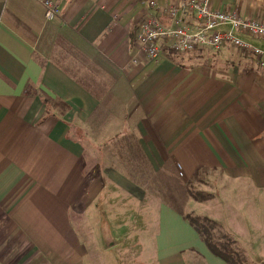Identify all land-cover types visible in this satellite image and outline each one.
Listing matches in <instances>:
<instances>
[{
	"label": "crops",
	"instance_id": "obj_1",
	"mask_svg": "<svg viewBox=\"0 0 264 264\" xmlns=\"http://www.w3.org/2000/svg\"><path fill=\"white\" fill-rule=\"evenodd\" d=\"M56 1L48 21L38 0H0V264H225L128 179L129 161L142 155L147 171L171 161L183 183L203 175L211 197L187 208L261 248L262 230L251 225L264 220V76L255 59L225 45L163 47L156 62H133L143 19L196 29L189 11L173 23L165 16L181 0ZM210 6L264 23V0Z\"/></svg>",
	"mask_w": 264,
	"mask_h": 264
},
{
	"label": "built area",
	"instance_id": "obj_2",
	"mask_svg": "<svg viewBox=\"0 0 264 264\" xmlns=\"http://www.w3.org/2000/svg\"><path fill=\"white\" fill-rule=\"evenodd\" d=\"M46 20H52L59 12L56 0H38ZM155 7L154 1H149ZM187 11L193 13L197 27L187 31L178 25H162L157 18L143 19L135 31L134 58L144 56L148 61L156 62L163 47L179 54L191 52L200 46L218 50L229 45L251 55L264 76V48L245 42L240 36L264 40V23L239 17L234 11L213 9L210 0H181L176 5L164 8L165 16L173 23L179 15Z\"/></svg>",
	"mask_w": 264,
	"mask_h": 264
},
{
	"label": "trees",
	"instance_id": "obj_3",
	"mask_svg": "<svg viewBox=\"0 0 264 264\" xmlns=\"http://www.w3.org/2000/svg\"><path fill=\"white\" fill-rule=\"evenodd\" d=\"M120 145L121 143H119ZM132 161H129L128 179L143 187L152 196L157 197L162 204L186 220L211 254L221 259L225 264H255L248 262L244 250L233 236L222 229L220 224L206 216H198L187 210L189 200L203 203L209 200L211 195L193 191L188 187L189 182L183 183L179 178L176 180L175 177L178 174L173 170L171 161H165L157 172L145 169L148 162L143 155L141 165L137 164V156L136 164ZM133 164L136 165L134 168ZM139 166H141V170ZM146 181L148 182L147 187Z\"/></svg>",
	"mask_w": 264,
	"mask_h": 264
},
{
	"label": "rangeland",
	"instance_id": "obj_4",
	"mask_svg": "<svg viewBox=\"0 0 264 264\" xmlns=\"http://www.w3.org/2000/svg\"><path fill=\"white\" fill-rule=\"evenodd\" d=\"M116 145V144H115ZM177 177V178H176ZM175 177V179L176 180H178V178L180 179V177L177 175ZM204 183H206V179H205V177H203V175H200L199 174V176L198 177H196L195 179H192L191 180V182H190V184H188V187L191 189V190H193V191H200V192H204V193H207L205 190H203V188H204V186H205V184ZM148 186V182L146 181V187ZM203 203H205V202H203ZM203 203H201V204H203ZM264 205V204H263ZM262 205V206H263ZM239 207H240V205H237V210H236V212L235 213H238V210H239ZM243 208V207H242ZM187 210L189 211V212H191V213H193L192 212V209L191 208H187ZM194 214V213H193ZM261 217H264V207H263V214H262V216ZM261 222L259 223V222H257L256 220L255 221H251V225H253L254 224V228H258V229H260V230H262V232H260V234H262L263 235V237H264V220H263V222H262V220H260ZM256 226V227H255ZM149 227L152 229V230H154V224L152 223L151 225H149ZM237 228V231L238 230H240L241 228H242V226L240 225V228H238V227H236ZM223 229V228H222ZM257 229V230H258ZM224 230V229H223ZM235 238V237H234ZM82 239H83V242L85 243V241H84V238L82 237ZM235 240L237 241V243L239 244V246L244 250V254H245V256H246V258H247V260H248V262H250V263H255V264H264V245L261 247V248H259L258 246H253L252 245V243L249 245V242L248 243H244L243 245H241L240 243H239V240H237L236 238H235ZM98 244H100V246H101V242H100V240H97L96 241ZM247 247H251V248H253L252 250H246L245 251V248H246V246ZM194 249H197V247L196 246H194ZM255 249V250H254ZM259 249V250H258ZM118 252H114V257L112 256V258L113 259H118L119 261L120 260H122L123 258H122V256H121V253L119 252V254H120V256L118 257V258H115L116 257V254H117ZM188 253V252H187ZM190 254H192L191 252H189ZM199 256H201V258H202V260H204L205 259V257H204V255L200 252V251H198V252H196ZM190 254H186V256L187 257H189L190 258ZM101 257H102V255H100Z\"/></svg>",
	"mask_w": 264,
	"mask_h": 264
}]
</instances>
